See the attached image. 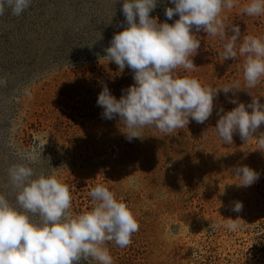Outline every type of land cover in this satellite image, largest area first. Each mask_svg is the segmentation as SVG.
I'll use <instances>...</instances> for the list:
<instances>
[{
    "label": "rangeland",
    "instance_id": "rangeland-1",
    "mask_svg": "<svg viewBox=\"0 0 264 264\" xmlns=\"http://www.w3.org/2000/svg\"><path fill=\"white\" fill-rule=\"evenodd\" d=\"M123 2L31 0L19 16L10 9L0 15V79L6 81L0 85V194L16 204L19 189L9 168L19 163H30L37 175L56 174L68 185L76 214L91 209V188L104 184L139 223L129 246L106 245L114 264H264V124L247 141L234 132L232 144L215 128L238 103L247 106L257 96L264 104V78L246 88L243 58L223 60L226 40L193 28L200 48L191 59L198 67L176 72L213 89H240L220 90L203 124L189 117L167 135L146 126L129 141L119 116L104 119L97 105L105 84L117 99L135 84L127 65L121 71L105 57L113 36L128 26ZM247 2L222 12L226 34L238 25L241 40L264 38V16L244 14ZM167 7L172 0H157L150 16L174 23L179 16L169 20ZM242 166L259 175L247 187L235 176ZM236 202L242 211L232 210ZM229 218L236 231L226 227Z\"/></svg>",
    "mask_w": 264,
    "mask_h": 264
},
{
    "label": "clouds",
    "instance_id": "clouds-1",
    "mask_svg": "<svg viewBox=\"0 0 264 264\" xmlns=\"http://www.w3.org/2000/svg\"><path fill=\"white\" fill-rule=\"evenodd\" d=\"M172 3L174 7L165 10L166 17L171 20L178 14L179 18L170 24L159 23L150 16L157 0H124L122 12L128 26L113 36L105 50L108 61L121 71L127 65L134 73L135 84L119 99L106 84L97 99V105L104 109L102 118L111 120L119 116L129 141L141 137L139 130L146 126H155L167 135L183 129L189 117L203 124L211 116L214 97L220 90L228 93L240 89L237 85L213 89L195 77L176 72L179 68L198 67L191 59L200 48L193 28L226 40L223 60L243 58L246 88L256 87L264 78V38L245 35L241 40L238 25L231 26L230 36L226 34L221 14L224 9L237 7L239 0ZM30 6L31 0H0V15L10 9L12 15L19 16ZM242 12L264 16V0H248ZM237 41H241L238 48ZM3 84L6 81L0 79V85ZM262 124L264 104L253 96L247 106L238 103L221 115L215 128L223 143L232 144L234 132L238 131L247 141ZM35 159L30 157L31 162ZM235 176L240 180L238 184L245 187L259 179L258 173L248 166L237 168ZM9 177L19 191L15 205L0 194V264H81L90 259L97 264H114L106 245L114 242L125 248L139 230L131 209L104 184L91 188V209L76 214L71 211L70 189L56 174L37 175L30 163H19L9 168ZM242 208V203L236 202L232 210L240 212ZM226 227L236 231L239 225L236 219L229 218Z\"/></svg>",
    "mask_w": 264,
    "mask_h": 264
}]
</instances>
